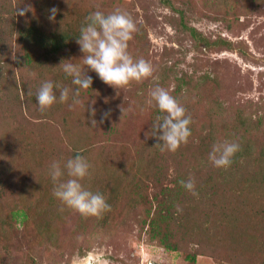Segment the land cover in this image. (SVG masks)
I'll return each instance as SVG.
<instances>
[{"label":"rangeland","instance_id":"rangeland-1","mask_svg":"<svg viewBox=\"0 0 264 264\" xmlns=\"http://www.w3.org/2000/svg\"><path fill=\"white\" fill-rule=\"evenodd\" d=\"M171 2L173 7L163 0H0V69L3 71L24 70L13 63L15 52L22 47L20 28L33 25L41 33L51 35L65 22L83 24L86 16L97 10L105 14L120 10L130 15L136 31L128 42V52L134 59L148 61L154 69L150 77L116 88L104 83L94 71L87 70L80 58L83 53L74 39L66 50L51 54L49 64L55 70L63 59H73L72 62L94 78L95 93L81 90L80 104L73 105L71 98L64 103L59 101L51 120H43L37 99L26 101L28 97L22 85V101L18 100L9 81L0 74V176H3L0 185L6 182L9 194L19 193L18 174L27 170L22 164L36 162L41 166L52 159L51 151L27 149L25 145L33 141L39 130H64L61 122L65 121L61 118L64 113L72 114L70 130L92 141L88 154L90 165L106 163L107 184L115 178L113 165L129 166L132 156L142 152L144 145L153 155L160 153L167 160L170 156L167 164L172 165V171L180 166L199 177H207L206 165L211 163L209 153L215 143L262 142L264 0ZM29 5L32 11L25 15L18 13L19 8ZM52 7L58 9L55 21L49 19ZM183 22L195 27L201 37L213 44L207 49L197 44ZM45 75L48 80H54L51 71ZM181 76L187 80L182 87ZM27 83L33 82L30 79ZM157 85L175 97L185 108V115L191 118L188 126L191 135L175 152L161 151L157 144L161 141L155 136H146L148 132L151 135L153 118L164 115L154 101L148 103L150 92ZM31 87L30 92L36 95L39 87ZM89 103H95L92 105L98 122L95 126L91 125ZM107 111L110 116L100 123ZM51 125L56 129L50 128ZM106 125L112 126L110 132ZM148 138L151 141L155 138L154 145H149ZM252 171L254 177L260 175ZM1 193L0 188V197ZM12 200L2 196L0 211H6ZM130 200L131 197L120 194L113 202L112 218L103 220V214L92 216L95 226L89 228L95 230L88 234L73 232L80 215L73 209L68 216L70 220L61 226L58 245L43 235L37 236L32 228L27 231L17 224L8 238L4 233L0 236V264H72L83 262L88 256H93L96 264H190L181 253L169 251L150 239L147 227L140 224L143 203L136 206ZM198 264L218 263L213 257L202 255L198 257Z\"/></svg>","mask_w":264,"mask_h":264},{"label":"trees","instance_id":"trees-1","mask_svg":"<svg viewBox=\"0 0 264 264\" xmlns=\"http://www.w3.org/2000/svg\"><path fill=\"white\" fill-rule=\"evenodd\" d=\"M163 2L173 7L171 0ZM85 24L86 20L81 25L65 22L51 35L41 33L33 25L20 28L22 47L15 52L13 63L19 64L24 70L17 72L0 69V74L4 80L9 81L18 100L22 101L21 85L28 97L27 102L36 99L35 93L30 92L33 89L31 85L38 88L43 82L49 81L45 75L48 71L53 74L54 84L72 89L75 87L71 78L65 76L59 66L54 70L49 62L51 54L66 50L74 39L77 41L80 28ZM183 27L190 30L197 44H203L206 49L213 44L201 37L202 34L195 27L184 22ZM7 63L6 59L4 64ZM30 79L33 82L31 85L27 83ZM179 80L180 87L187 82L184 76ZM94 81L93 78V85ZM93 85L88 89L92 95L95 93ZM58 103L59 99L43 111L38 109L43 120L52 119ZM157 117L159 115L153 118L154 122ZM61 118L65 119L61 121L64 130H39L33 141L25 145L27 149L51 151L54 154L52 159L41 166H37L36 162V165L33 162L22 164L27 170L24 174H18V186H21L16 195L7 192L6 182L3 186L0 185L1 197L13 199L6 211H0V236L4 233L8 238L19 224L27 231L32 228L37 236L43 235L51 243L58 245L61 226L70 220L68 216L73 209L53 195L50 165L54 161L63 165L78 154L89 162L88 154L92 150V141H86L87 137L70 130L72 114L64 113ZM160 118L162 119L161 116ZM241 121L247 128L245 121ZM106 127L110 132L112 126ZM50 128L56 129L52 125ZM154 139L151 141L148 138L150 146L154 145ZM239 146L230 166L218 168L212 162L207 164V177H199L178 165L172 171V165L167 164L171 160L170 156L167 160L160 153L153 155L147 152L144 145L142 152L132 156L129 166H122L121 163L113 165L115 178L109 184L106 182L109 173L104 176L106 163L103 166L93 163L90 174L80 182L86 189L102 194L110 205V209L102 213L103 220L113 217V202L122 193L124 197H131L130 203L136 206L143 203L144 216H141L140 224L143 228L147 227L150 239L158 241L169 251L181 253L190 264H198V257L202 255L213 257L218 264H249L250 261L252 264L255 260L257 261L253 264H264V139L259 144ZM247 169H251L248 174L245 173ZM252 169L260 175L254 177ZM0 177L3 179L2 175ZM67 178L65 175L64 179ZM190 179L194 181L195 194L181 183ZM33 223L35 224L32 225ZM75 223L73 232L76 231L79 235L95 230L89 228L95 226L92 216L80 213Z\"/></svg>","mask_w":264,"mask_h":264},{"label":"clouds","instance_id":"clouds-1","mask_svg":"<svg viewBox=\"0 0 264 264\" xmlns=\"http://www.w3.org/2000/svg\"><path fill=\"white\" fill-rule=\"evenodd\" d=\"M32 11L31 6L19 8L18 13L25 15ZM58 9H50L49 19L55 21ZM136 31V23L125 12L116 10L105 14L102 11H95L86 18V24L80 28V35L77 43L83 55V65L87 70L94 71L98 77L106 84L116 88L127 86L131 81L140 82L150 77L154 71L153 66L144 59H134L128 52V42L132 39V34ZM73 59H63L58 66L65 76L71 78L70 87H61L52 81H45L39 87L36 99L43 111L57 102L69 101L72 104H80L81 90L92 88L93 77L82 70L81 66L72 62ZM68 61V62H65ZM57 92L59 95L57 96ZM151 100L158 107L163 118L157 117L153 122L151 135L157 137L161 146V151L175 152L182 143H187L191 135V118L185 115V108L170 95V93L157 85L150 92ZM89 103L88 110L91 113V125L98 122L95 119L96 109ZM71 107V105H70ZM123 112V110H122ZM110 116V111L103 113L100 123ZM237 143L214 144L209 159L215 167H228L232 163V157L239 150ZM90 163L81 155H76L68 159L63 165L54 161L50 165L49 175L53 181V195L63 204L67 205L84 216H100L110 209L105 197L100 193H94L84 187L80 182L90 174ZM65 175L68 177L64 179ZM182 185L189 191H194V181H181Z\"/></svg>","mask_w":264,"mask_h":264},{"label":"water","instance_id":"water-1","mask_svg":"<svg viewBox=\"0 0 264 264\" xmlns=\"http://www.w3.org/2000/svg\"><path fill=\"white\" fill-rule=\"evenodd\" d=\"M88 260H84L83 262L72 263V264H96L93 256H88Z\"/></svg>","mask_w":264,"mask_h":264},{"label":"bare ground","instance_id":"bare-ground-1","mask_svg":"<svg viewBox=\"0 0 264 264\" xmlns=\"http://www.w3.org/2000/svg\"><path fill=\"white\" fill-rule=\"evenodd\" d=\"M86 260H88V259L86 258Z\"/></svg>","mask_w":264,"mask_h":264}]
</instances>
